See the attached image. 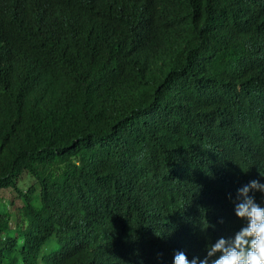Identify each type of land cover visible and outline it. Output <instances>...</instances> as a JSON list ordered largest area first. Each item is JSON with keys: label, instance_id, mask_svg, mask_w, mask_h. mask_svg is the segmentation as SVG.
I'll return each instance as SVG.
<instances>
[{"label": "trees", "instance_id": "trees-1", "mask_svg": "<svg viewBox=\"0 0 264 264\" xmlns=\"http://www.w3.org/2000/svg\"><path fill=\"white\" fill-rule=\"evenodd\" d=\"M262 176L264 0H0V264L202 258Z\"/></svg>", "mask_w": 264, "mask_h": 264}, {"label": "clouds", "instance_id": "clouds-1", "mask_svg": "<svg viewBox=\"0 0 264 264\" xmlns=\"http://www.w3.org/2000/svg\"><path fill=\"white\" fill-rule=\"evenodd\" d=\"M257 192L259 202L250 195ZM233 211L242 222L237 231L207 241L202 258L189 259L183 251H177L172 264H264V182L253 179L238 188Z\"/></svg>", "mask_w": 264, "mask_h": 264}, {"label": "rangeland", "instance_id": "rangeland-1", "mask_svg": "<svg viewBox=\"0 0 264 264\" xmlns=\"http://www.w3.org/2000/svg\"><path fill=\"white\" fill-rule=\"evenodd\" d=\"M28 183H30V182H28ZM23 186H24V183H22L20 185V188H22ZM6 200L12 201V192L10 189L0 190V210L5 205ZM15 204L20 205V202L17 201V202H15Z\"/></svg>", "mask_w": 264, "mask_h": 264}]
</instances>
